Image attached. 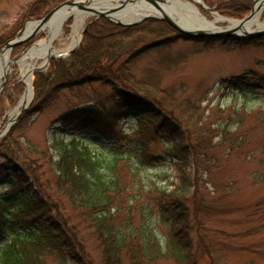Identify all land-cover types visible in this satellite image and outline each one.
<instances>
[{
  "label": "trees",
  "instance_id": "1",
  "mask_svg": "<svg viewBox=\"0 0 264 264\" xmlns=\"http://www.w3.org/2000/svg\"><path fill=\"white\" fill-rule=\"evenodd\" d=\"M63 1L29 0L21 14L42 17ZM235 7L227 8L237 11ZM151 23L120 26L99 18L89 25L78 49L52 59L47 72L37 73L38 102L84 84L108 86L111 94L104 100L90 98L93 106L75 107L57 118L72 133L67 140L52 141L56 158L50 156L47 163L52 171L49 193L39 190L24 156L7 140L6 151L0 153V234L8 240L0 246V264H94L90 247L99 264H229L230 251L240 248L228 238L235 234H214L207 227L208 218L245 208L231 210L242 204L222 200L233 182L217 179L214 167L220 155L249 157L258 167L251 182L264 183V109L254 115L261 133L254 139L246 129L244 135V117L237 110L215 123L202 106L205 93L192 98L183 82L163 87L159 76L138 77L133 59L155 45L152 41L136 48L138 40L162 35L168 27L161 22L163 27L151 29ZM182 36L177 31L170 40ZM164 64L163 69L173 68ZM236 79L232 82L239 86L246 80ZM106 100L112 103L108 111ZM137 104L143 109L132 115ZM222 112L217 109L219 119ZM132 118L139 128L135 136L117 129ZM91 133L100 134L106 145H90L80 136ZM151 140L166 145L176 179L166 171L141 176L142 168L162 159L151 152ZM260 211L264 213V196L244 211L246 219L264 220ZM262 227H250L238 236H251ZM243 264L256 262L250 258Z\"/></svg>",
  "mask_w": 264,
  "mask_h": 264
},
{
  "label": "rangeland",
  "instance_id": "2",
  "mask_svg": "<svg viewBox=\"0 0 264 264\" xmlns=\"http://www.w3.org/2000/svg\"><path fill=\"white\" fill-rule=\"evenodd\" d=\"M28 1L29 0H0V55L3 50L7 48L4 47L5 42L13 39L17 33L24 28L26 22L38 20L40 18H24L21 14ZM65 1L66 0L63 2ZM201 1L205 6L214 8L213 13L206 10L200 3H195L199 12L209 20H214L216 15L234 20H242L250 16L248 14L256 0ZM63 2L53 5L48 9V12ZM112 2L118 4L122 3L123 0H112ZM230 5L236 6L235 8L238 10H229L227 7ZM243 5L245 6L243 7ZM175 12L176 16L179 15L185 20L190 16L185 10L182 11L180 9ZM99 18H104L120 26H141L148 21L154 22L151 23V29L163 27L161 22H164L168 26L163 29L162 35L164 36L157 35V37H153L147 35L145 37L142 36L141 40H138L136 48L149 44L152 41L155 45L143 50L133 59L132 63L135 66L134 72L136 75L138 77L146 75L151 78L159 76L161 81L160 84L163 87L169 85L177 87V85L183 82L187 88L186 95L189 94L188 96L193 98L199 97L202 93L206 94L202 106L206 108L205 114L211 117L210 120L212 122L223 123L224 117L229 112L237 110L239 113L243 114L245 118V120L243 118V124L240 126L244 131V135L249 132L248 135H251L254 139L261 136L260 129L254 121V115L257 110L264 109V34L258 37L244 38L223 36L217 41L187 38L183 35L178 39L173 38L170 40L171 37H176L177 30L165 20L151 17V15L148 17L145 16L131 25L118 24L106 17L92 15L86 19L84 27L87 23H92ZM260 20L264 22V6L260 13ZM72 21L73 17H69L65 21V36L70 32ZM89 25L86 27L85 32ZM216 26L220 29H227L229 23L224 20L218 21L216 22ZM139 34H142V32ZM43 35V32L37 33L31 39L12 47L10 49V58H17L33 43L42 38ZM83 36L81 37V42ZM79 46L75 48V50L78 49ZM67 56L69 55L63 56L62 58ZM52 59H58V57L49 59L46 66L34 72L32 78V99L25 105V109L20 112L9 128L0 135V153L6 151V142L8 139H11L14 142L13 151L16 150L17 152H21V155L24 156V163L30 168L31 175L34 180L36 179L39 190L44 191V193H49L51 191L49 179L52 177V171L48 168L47 163L50 162V156H52L53 159L56 158V155L53 154V148L51 147L52 141L55 138L61 137L67 140L72 133L65 129L64 126L57 121V118L64 115L65 111H70L75 107L83 108L93 106V104L87 101L90 98L96 97L97 99H102L111 94V88L108 86H103L99 83H94L91 86L89 84H84L75 88L60 89L56 94H53V97L38 102L35 97L34 88L36 75L37 73L47 72ZM31 61L36 64L41 62L40 59H32ZM154 62L155 65H153ZM9 63L10 70L0 93V131L5 128L9 120L10 116L8 112L17 106L25 89L21 80L18 64L11 61ZM164 63H168V65L173 68L163 69L165 67ZM150 66L155 67L151 69V71H145V69ZM236 78L240 80H244L245 78V82L257 80L260 84L253 86V84H245V82H243L242 86H239L232 82L233 80H237ZM104 105H106L105 110H109L112 103L106 100ZM218 108L223 110L220 114L221 119L218 118ZM141 109H143V106L137 104L136 107L132 109V115H136L139 111H142ZM213 113L216 114L212 117ZM213 119H215V121H213ZM232 125L234 126L235 124L233 123L230 126ZM88 128V131H92L90 126H88ZM117 129L135 136L139 128L132 118L130 120H124V122L117 126ZM80 136L86 137L90 141V145H106L104 138L98 133L83 134ZM245 141L248 140L246 139ZM149 146L151 152L162 155V159L158 163L142 168L140 173L141 176L146 177L166 171L173 179H176L177 171L175 170L174 164L165 154L166 145L162 142L151 140ZM249 159V157L246 159L242 157L238 158L230 153L228 155H220V161L217 166L214 167V173L217 179L225 181L231 180L233 182L232 189L226 196L222 197V200L226 203L242 204L241 206L232 205L231 210L245 206L244 210L221 216H213L208 218L210 221H206V223H208L207 227L212 229V233L214 234L223 231L227 235L235 234L237 236L235 238L228 236L232 243H240L241 248L230 251L229 264H243V262L250 258L254 259L256 264H264V227L251 236H238V233H243L250 227L254 228L256 225H264V220L262 219L249 221L246 219L247 212H244L252 203L257 202L264 196V183L254 184L251 182V173L258 167L253 161L250 162ZM208 189L213 191L212 185L209 183ZM218 194L220 197V192H218ZM61 213L64 214V209ZM260 213L264 216L263 211H260ZM7 240L6 235L0 234V246L5 244ZM247 246L252 247L244 249V247ZM89 250L91 251V258L94 264H99L96 252L92 250V247H90ZM155 264L172 263L162 260Z\"/></svg>",
  "mask_w": 264,
  "mask_h": 264
},
{
  "label": "bare ground",
  "instance_id": "3",
  "mask_svg": "<svg viewBox=\"0 0 264 264\" xmlns=\"http://www.w3.org/2000/svg\"><path fill=\"white\" fill-rule=\"evenodd\" d=\"M195 3L197 2L194 0H163V2L158 1V6H155L148 0H132L119 10L109 11L118 4L113 3L112 0H72L54 9L45 21L26 22L22 31L23 35L31 32H36V34L43 32L44 35L17 58H10L8 48H5L0 55V88L4 85L10 70V61L18 64L21 80L25 87L17 106L8 112L10 117L5 127L7 128L15 119L22 106L27 105L31 100L34 71L44 67L51 57L64 55L74 48L80 40L86 19L98 12H106L111 18L122 22H133L147 15L161 16L166 13L180 26L200 28L205 31L219 30L216 22L224 20L229 23L227 28L233 29L238 35L264 29V22L260 20L264 0H256L250 16L244 20H234L217 15L214 20H209L199 12ZM78 4H82L84 8H80ZM180 9L185 10L190 15L186 21L183 18L181 20L177 18L178 15L176 16L175 11ZM69 17H73V21L70 32L65 36L64 24ZM32 59H40L41 62L36 64L31 61ZM4 130L0 131V135L4 133Z\"/></svg>",
  "mask_w": 264,
  "mask_h": 264
},
{
  "label": "water",
  "instance_id": "4",
  "mask_svg": "<svg viewBox=\"0 0 264 264\" xmlns=\"http://www.w3.org/2000/svg\"><path fill=\"white\" fill-rule=\"evenodd\" d=\"M71 1H72V0H66V1L63 2L62 4H60V5L56 6L55 8H53L51 11H49L46 15H44V16H43L41 19H39V20H40V21H45V20H47V19L49 18V16L51 15V13L53 12L54 9L58 8L59 6L65 4V3H69V2H71ZM131 1H132V0H123L122 3H118V5H117L116 7H114L113 9H111V10H109V11L119 10L120 8H123L124 6H126V5L128 4V2H131ZM148 1H150V2H151L152 4H154L155 6H158V4H157L158 1L163 2V0H148ZM194 1H196L197 3H200L201 5H203V7H204L206 10H208V11L214 13V8H213V7H207V6H205V5L202 3L201 0H194ZM78 6H79L80 8H84V6H83L82 4H78ZM251 11H252V9H251ZM251 11L249 12L248 15L251 14ZM96 14H97L98 17H99V16H103V17H106L107 19H109V20H111V21H113V22H116V23H118V24H124V25L135 24L137 21L140 20V19H139V20H137V21H133V22H122V21H120V20H115V19L111 18V17L109 16V14L106 13V12H98V13H96ZM248 15H247V16H248ZM148 16H150V15H147L146 17H148ZM217 16H220V15H217ZM144 17H145V16H144ZM151 17H157V18H160V19L165 20L169 25H171L174 29H176L177 31H179L182 35H184V36L187 37V38L206 39V38H212V37H214V38H221V37H223V36H229V37H234V38H244V37H258V36H262V35L264 34V29H263V30H258V31L248 32V33L243 34V35H238V34L235 33V31H234L233 29H230V28H227V29H219V30H217V31H205V30H202V29H200V28H186V27H183V26L178 25V24H177L175 21H173L172 18H171L168 14H166V13H163V15H161V16H151ZM220 17H222V16H220ZM178 19L181 20L182 17L178 15ZM244 19H246V17H245ZM244 19H242V20H244ZM185 21H186V20H185ZM90 23H91V22L87 23L86 26L84 27V29L82 30V32H81V36H80V40L78 41V44H77L74 48H72L71 50H69L66 54H64V55H59L58 57H63V56L69 55L70 53H72V52L75 50V48H77V47L79 46V44H80V42H81V37L83 36V34H84L85 30H86V27H87ZM22 31H23V29H22L19 33H17V35H16L13 39H11V40H9V41H6L5 44H4V47L9 48V50H10L12 47H14V46H16V45H18V44H20V43H22V42L27 41V40L31 39L32 37H34V36L36 35V32H31V33H29V34H27V35H23V34H22ZM53 57H54V56H53ZM51 58H52V57H51ZM51 58H50V59H51ZM48 61H49V59L47 60V63H45L44 66H46V65L48 64ZM39 69H40V68H37L35 71H38ZM2 88H3V85H2V87L0 88V93H1V91H2ZM32 90H33V82H32ZM32 96H33V94H32ZM31 99H32V98H31ZM24 109H25V106H22L20 112L23 111ZM20 112H19V114H20ZM19 114H18V115H19ZM18 115L15 117V119L18 117ZM15 119L10 123V125L15 121ZM10 125H9V126H10ZM9 126H8L7 128L5 127V128H4L5 130H4L3 132H5V131L9 128Z\"/></svg>",
  "mask_w": 264,
  "mask_h": 264
}]
</instances>
